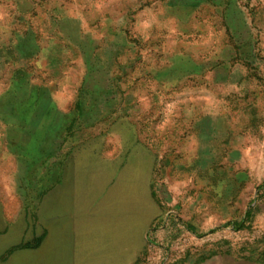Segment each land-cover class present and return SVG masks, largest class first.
I'll return each instance as SVG.
<instances>
[{
  "label": "rangeland",
  "instance_id": "1",
  "mask_svg": "<svg viewBox=\"0 0 264 264\" xmlns=\"http://www.w3.org/2000/svg\"><path fill=\"white\" fill-rule=\"evenodd\" d=\"M59 162L126 212L63 264H264V0H0V264Z\"/></svg>",
  "mask_w": 264,
  "mask_h": 264
},
{
  "label": "crops",
  "instance_id": "2",
  "mask_svg": "<svg viewBox=\"0 0 264 264\" xmlns=\"http://www.w3.org/2000/svg\"><path fill=\"white\" fill-rule=\"evenodd\" d=\"M83 91L89 90H86L84 86ZM90 92L93 93L91 90ZM60 148H62L61 144ZM58 169L59 179L48 181V185L43 186V214L41 217L37 213L35 214V220L37 221L36 225L39 227L40 231L35 230L36 226L34 227L30 222L27 228H29V230H34L32 231L34 234H41L43 238L42 251L47 253L46 257H48V260L51 258L54 261L58 259L60 262L59 264H63L61 262H66L68 258L67 253H74L73 258L75 259V253L83 250L98 251L99 240L97 237L99 227H109L111 218L119 219L117 217H122V219H125L126 212L124 210L122 215L117 212L115 214L111 209L110 211H104L100 216L98 210L99 204L97 201L98 196L96 195L95 206H93V201L91 199L93 197V184L84 186L79 182L80 180H78L80 175L76 174L81 171L79 165L73 171V174L67 175V178L66 164L64 166L60 163ZM69 178H72V181L68 180ZM95 194H97V192ZM19 216L22 221H26V218L28 219L27 214L24 215V217H22V215ZM100 218H105L107 221L100 224ZM122 224L125 226L123 222ZM111 226L109 230H111ZM24 233L18 232L17 234L24 236ZM124 234L125 233H123V235ZM88 236L90 237L88 238ZM82 237H86L84 243ZM83 244L87 247H83ZM5 250L4 248V251ZM115 250L116 249L113 251ZM56 253L57 255H55ZM74 264L78 263L74 262Z\"/></svg>",
  "mask_w": 264,
  "mask_h": 264
},
{
  "label": "trees",
  "instance_id": "3",
  "mask_svg": "<svg viewBox=\"0 0 264 264\" xmlns=\"http://www.w3.org/2000/svg\"><path fill=\"white\" fill-rule=\"evenodd\" d=\"M85 89L86 90H91V85H90V81H87L85 84Z\"/></svg>",
  "mask_w": 264,
  "mask_h": 264
}]
</instances>
